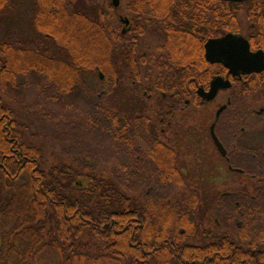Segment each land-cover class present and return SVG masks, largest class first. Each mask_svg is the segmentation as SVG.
<instances>
[{
	"label": "trees",
	"instance_id": "1",
	"mask_svg": "<svg viewBox=\"0 0 264 264\" xmlns=\"http://www.w3.org/2000/svg\"><path fill=\"white\" fill-rule=\"evenodd\" d=\"M104 2L72 0L66 7L68 0H55L51 32L55 66L53 105L80 112V119L72 116L69 124L72 167L61 163L59 169L49 164L42 145L35 142L44 135L49 138L42 125L47 120L60 119L59 111L54 114L46 109V117L40 121L39 116L31 114L36 132L28 135L33 139L29 140L25 135L28 128L11 105L12 98L0 94V264L171 261L169 256L162 255L160 240L143 238L147 234L168 233L164 216L153 206L138 207L131 213V180L127 177L126 162L119 163L121 168L110 175L98 172V159L92 147L103 142L112 145L115 139L147 137L145 124L149 120L139 114L130 119L103 107L101 99H90L83 92L94 90L83 77H102L108 84L104 89L111 92L117 76L111 63L116 62L124 66L127 80L134 82L135 90H160L165 82L173 89L180 67L202 57V45L207 39L242 32L255 22L252 17L242 18L234 13L250 10L246 4L220 0H122L119 13L131 19L130 30L114 38L112 28L105 22L107 11L113 8ZM10 3L12 0H0V12ZM113 40L118 42L117 48L111 47ZM130 42L131 51L127 47ZM0 80V86L5 83L9 93H16L13 74L2 77L0 71ZM56 140L53 138V142ZM55 145L61 147V141ZM251 181V192L230 195L228 219L224 220L222 214L214 215L220 223L233 228L236 235L246 238L228 242L214 238L218 246L207 248L259 250L253 260L264 264V167ZM168 195L152 193L151 205L173 200ZM184 212L188 213L185 218H197L196 210ZM135 220H140V225ZM237 220L241 222L239 228L234 226ZM84 236L100 243L102 250H81L80 240ZM142 251L152 253L145 256ZM248 258L246 264H253Z\"/></svg>",
	"mask_w": 264,
	"mask_h": 264
},
{
	"label": "flooded vegetation",
	"instance_id": "2",
	"mask_svg": "<svg viewBox=\"0 0 264 264\" xmlns=\"http://www.w3.org/2000/svg\"><path fill=\"white\" fill-rule=\"evenodd\" d=\"M69 1L64 3L66 7H69ZM224 2L251 7L234 13L242 18L252 17L255 23L242 32L229 33L244 38L251 53L262 52L263 62L256 63L255 68L251 65L229 69L220 63L206 61L204 45L215 39L210 38L202 45V57L180 67L173 89L164 81L162 89H148L140 94L135 90L134 82L128 80V84H122L117 90L120 77H128L123 65L111 63L112 70L117 73L112 93L116 97H130L143 105L144 109L137 106L135 111H145L141 116L149 120L145 124L149 136L115 139L112 145H107L111 147L108 156L118 163L126 162L128 167L130 212L138 207L153 206L164 216L168 233L147 234L143 238L160 240L162 255L171 258L170 262L165 261L166 264H246L248 257L253 264L258 263L253 257L260 253L259 250L207 248L218 246L214 238L227 242L246 238L236 235L233 228L220 223L214 215L222 214L224 220L228 219L230 195L251 192L254 181L247 183L242 179L252 180L264 167V0ZM104 3L113 8L107 11L105 22L112 28L114 38L118 33L125 35L130 30L131 19L119 13L122 0L117 7L111 0ZM55 5V0H12L1 10L5 25L15 24V31L1 39L2 77L14 75L15 95L35 96L49 106L53 105L55 66L51 32ZM7 13L12 14L8 21ZM111 47L117 48L118 42L111 41ZM127 47L131 51L132 43ZM217 79L226 88L220 87L214 98L207 100L204 95ZM107 86L101 77L99 93L84 91L83 94L90 99L102 100L107 95L104 89ZM7 87V84H1L2 97L10 96ZM34 103L38 108L42 107L40 103ZM116 111L113 112L117 114ZM142 188L145 200H135L133 194ZM184 191L189 193L185 198L151 205L152 193ZM200 193L207 195V201H200ZM190 209L196 210V219L185 218L188 213L184 211ZM135 221L137 225L141 222ZM211 224L215 225V231L210 228ZM234 226L241 227V222L235 221ZM131 247L135 248V245ZM142 252L145 256L152 253Z\"/></svg>",
	"mask_w": 264,
	"mask_h": 264
},
{
	"label": "rangeland",
	"instance_id": "3",
	"mask_svg": "<svg viewBox=\"0 0 264 264\" xmlns=\"http://www.w3.org/2000/svg\"><path fill=\"white\" fill-rule=\"evenodd\" d=\"M72 0H70L71 3ZM9 13V12H8ZM7 13V21L11 19L12 14H8ZM13 13V12H12ZM6 21L3 18V14L0 12V39H4L6 38V35H11L10 33L15 31V24H10L8 26L5 25ZM125 72V71H124ZM119 74L122 75V73L120 72ZM84 82L90 87L92 88L94 91H96L97 93L100 92V90L98 89V79L94 74H88L85 75L84 77ZM120 82L118 85L117 90L121 89L122 84H128L127 79H125V77L123 78L120 77ZM140 92V91H139ZM10 96H6V98L11 97L13 102L11 103V105H13V108L20 114V117L22 121H24V124L26 125V127L28 128V130L25 131V135L28 136L30 135V133H35V126L34 124H32L34 117L31 114H35L38 117V120L40 121L41 118H45L46 114H44L47 111H43L45 109L50 110L51 113H56L57 111H59L60 114V119H51V120H47L46 122H44L45 124L42 125V127L44 128L45 132L49 133V138L46 137V135H44V137H39L38 139L35 140L36 143L41 144L43 147V154L44 156L47 158L49 164H52V166H57L59 169L62 168V164L64 165H69L72 167V164L70 162L71 160V156H70V142L71 141V133H72V129L70 128L69 124L71 122V117L72 116H78V119H80V112H76L75 109H71V110H67V109H59L56 108V106L54 105H47V102L44 100H39L38 98H36L35 96L32 97H23V96H19V97H12L13 95H15L14 93H8ZM141 94V92H140ZM34 95V92H33ZM113 95V96H112ZM95 97V95H94ZM119 98V99H118ZM38 102L40 103V105L42 106L41 108H38L37 104L34 103ZM102 103L104 104V107L110 108L111 110L115 111L118 113H122L123 115H125L126 117H129L130 119L135 116V114H144V112H136V108L137 106L140 107L142 106V108L144 109L143 105L136 102L134 99L132 100V98L130 97H116V95H114L111 92H107L106 96H103L102 98ZM142 103H144L142 101ZM37 106V107H36ZM32 112V113H31ZM44 112V113H43ZM48 113L49 116H51ZM121 114V115H122ZM19 117V118H20ZM52 117V116H51ZM62 122L64 123V125L62 124ZM57 138L56 143H58V141H61L62 146L59 147L54 144H56L55 142H53V138ZM29 140H33L28 136ZM86 140V137H85ZM55 141V139H54ZM86 141H89V139H87ZM53 142V143H52ZM108 143L103 142V144H92L93 147V151L95 152V157H97L98 159V172H103V174L105 175H110L114 170L121 168L120 166V162H116V160L110 156H108V153L111 151L109 149L110 146H107ZM97 146V147H95ZM104 147V149H103ZM111 148V147H110ZM62 179V178H61ZM243 181L250 183L251 180H247V179H242ZM242 182V181H241ZM188 187V186H187ZM190 188V187H189ZM187 191V189H185ZM168 194V193H167ZM134 195V199L135 200H145V194L143 192V188L140 189V191H137L136 193L133 194ZM189 195V193L184 192H180V193H170L168 196H170L171 199L173 198H185ZM200 201L202 200V202L207 201V195L200 193L198 194ZM198 213V211H197ZM198 215V214H197ZM210 223H212V221H210ZM210 228L212 230H216L215 225H209ZM80 248L83 251L89 252V253H96V252H100L102 250V245L96 241L91 240L89 237L84 236L81 238L80 240Z\"/></svg>",
	"mask_w": 264,
	"mask_h": 264
},
{
	"label": "water",
	"instance_id": "4",
	"mask_svg": "<svg viewBox=\"0 0 264 264\" xmlns=\"http://www.w3.org/2000/svg\"><path fill=\"white\" fill-rule=\"evenodd\" d=\"M229 2H242L243 0H223ZM112 5L117 7L119 0H111ZM128 24V21L125 20ZM205 59L210 63H220L224 67L233 69V67L245 68L251 65L256 67V63L263 62V54L261 51L251 53L247 41L240 35L226 34L221 38L208 40L205 45ZM228 84V82H226ZM229 86V85H228ZM222 87L226 88L221 83L220 79L215 80L211 84V90L204 95L207 100H212L217 90ZM1 167V165H0Z\"/></svg>",
	"mask_w": 264,
	"mask_h": 264
}]
</instances>
